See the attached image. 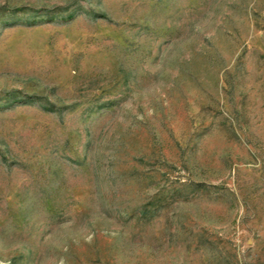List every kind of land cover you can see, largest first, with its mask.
<instances>
[{
	"label": "rangeland",
	"instance_id": "obj_1",
	"mask_svg": "<svg viewBox=\"0 0 264 264\" xmlns=\"http://www.w3.org/2000/svg\"><path fill=\"white\" fill-rule=\"evenodd\" d=\"M0 264H264V0H0Z\"/></svg>",
	"mask_w": 264,
	"mask_h": 264
}]
</instances>
